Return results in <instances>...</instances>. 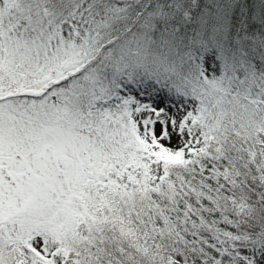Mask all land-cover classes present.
Masks as SVG:
<instances>
[{
    "label": "snow or ice",
    "instance_id": "6c2138e0",
    "mask_svg": "<svg viewBox=\"0 0 264 264\" xmlns=\"http://www.w3.org/2000/svg\"><path fill=\"white\" fill-rule=\"evenodd\" d=\"M0 264H264V0H0Z\"/></svg>",
    "mask_w": 264,
    "mask_h": 264
}]
</instances>
